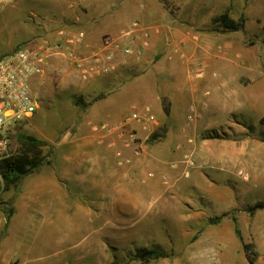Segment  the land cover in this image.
I'll list each match as a JSON object with an SVG mask.
<instances>
[{"label":"rangeland","instance_id":"1","mask_svg":"<svg viewBox=\"0 0 264 264\" xmlns=\"http://www.w3.org/2000/svg\"><path fill=\"white\" fill-rule=\"evenodd\" d=\"M2 5L0 56L36 45L60 29L84 31L92 43H98L134 19L155 27L153 45L157 39L165 47L143 71L154 73L156 79L164 58L174 61L173 56L182 52L206 54L207 71H233L242 85L254 84L257 111L245 122L230 115L225 118L223 112L236 105L230 100L209 118L202 114L206 104L196 100L188 103L197 108L193 121L186 117L187 106L177 118L169 117L164 113L165 107L170 109L168 99L157 95L158 79L151 83L145 73H137L126 81L125 73L119 72L106 78L120 79V85H105L104 78L82 82L65 60L53 58L35 81L39 109L14 126L1 157L17 153L21 135L46 143L41 164L15 187L6 188L0 182L4 216L0 264L7 260L9 264H188L187 248L199 239L206 247L199 252L206 264H264V209L249 213L256 203L264 202V0H9ZM247 8L253 11L248 14ZM224 14L242 28H224L216 21ZM187 35L191 42L183 43ZM144 104L156 117L154 128L148 127V133L133 141L105 137L100 125L113 126L131 106L141 109ZM131 127L138 130L141 125L134 122ZM87 136H95L102 148L111 141L107 147L112 153L104 151L117 165L128 160L124 152L139 157L143 149L161 153L170 147L163 165L167 185L159 174L162 201L123 219L113 205L78 194L77 219L71 226L60 216L54 199L40 193L33 200L24 197L28 187L38 190V179L45 171L54 174L55 164L62 161L60 151L65 154L70 146L75 152ZM184 155L195 163L187 177L181 174ZM172 164L178 166L172 168ZM146 179H154L153 173L148 172ZM215 218L220 219L213 222ZM243 245L250 248L245 251ZM144 249H161L166 256L143 263L136 254Z\"/></svg>","mask_w":264,"mask_h":264},{"label":"crops","instance_id":"2","mask_svg":"<svg viewBox=\"0 0 264 264\" xmlns=\"http://www.w3.org/2000/svg\"><path fill=\"white\" fill-rule=\"evenodd\" d=\"M252 9L247 8L248 14L253 11ZM182 40L183 43L191 42L188 35ZM162 44L161 40L156 39L154 45L152 42L151 47L144 50L139 63L134 64L128 61L114 72L99 79H106L104 80L106 81L104 82L105 85H111L112 82H119L120 85L122 82L120 79L106 78L119 72L125 73L123 78H126V81L131 74L137 75V73H145L143 75H146L145 78L151 83H156V79H158L156 84L157 95L168 99L170 104L169 117L177 118L182 111L181 109L186 106L188 108V103L196 100H199L200 104L201 102L206 104V108H202V114L209 118L219 114L220 109L229 104L230 100L235 101L236 105L231 111L223 112L225 118L230 115L231 119L233 118L235 121L245 122L250 119V115L257 111L252 93L254 84L242 85L238 81V74L233 71L222 69L207 71L204 68L206 54L195 51L191 53L182 52L180 55L173 56L174 61H170L172 57H166L160 65L163 66V71L157 73L156 79L154 73L143 71L146 63L151 64L152 60L164 51L165 47L163 48ZM171 44L177 46L175 40H172ZM140 64L143 68H138ZM247 74H249V81L248 79L245 81L251 82L250 72L247 71ZM96 85L101 86L99 83ZM206 91L210 93L207 98H204L203 95ZM258 96H262V94ZM145 105L149 107L148 104ZM240 131H243L245 137H248L244 127H241ZM85 138L87 139L77 144L78 149L75 152L70 146L65 154L60 151L62 161L55 164L54 174H47L45 171V174L38 179V190L28 187L24 192V197L33 200L36 194L40 193L45 195L47 199H54L60 207V216L68 219L71 226L73 225L72 221L77 219L78 194L91 202L113 205L116 214L123 219L135 216V213L142 212L152 203L162 201L159 174L165 172L163 165L167 164L166 157L171 154L172 149L170 147H166L165 151L163 150L161 153L142 148L139 157L124 152V159H128L129 162L117 165L111 159L113 156H107L105 152L112 153L111 148L106 145L102 148L96 142L95 136ZM203 145L200 148H203ZM197 164L200 168L201 165ZM148 172L153 173L154 179H146ZM198 241L187 248V253L189 252L187 254L188 264H206L203 255L199 253L206 247L204 244L202 245L200 239ZM1 261L5 260L1 259ZM7 261L5 264H9V260Z\"/></svg>","mask_w":264,"mask_h":264},{"label":"built area","instance_id":"3","mask_svg":"<svg viewBox=\"0 0 264 264\" xmlns=\"http://www.w3.org/2000/svg\"><path fill=\"white\" fill-rule=\"evenodd\" d=\"M8 1L0 0V6ZM156 31L155 27L131 19L116 34L92 43L84 31L60 29L36 45H26L0 56V160L10 144L12 128L32 118L39 109L40 99L35 81L43 75L53 58L65 60L82 82H91L107 76L128 61L139 63ZM202 104L205 105L204 102ZM197 116V108L192 103L187 108L186 117L193 121ZM134 122L140 124L141 128L133 129L131 125ZM155 126L156 117L145 105L141 109L131 106L129 113L115 125L102 124L100 129L104 130L105 137L117 136L122 139L124 136L123 140L133 141ZM107 144L112 146L111 141ZM134 153L139 155L138 151ZM180 164L184 177L188 176L189 169L195 167L188 155L183 156ZM177 166L172 164L171 167ZM149 177H152L151 173ZM168 180L167 175L161 176L164 185L168 184ZM3 220L4 216L0 212V224Z\"/></svg>","mask_w":264,"mask_h":264},{"label":"trees","instance_id":"4","mask_svg":"<svg viewBox=\"0 0 264 264\" xmlns=\"http://www.w3.org/2000/svg\"><path fill=\"white\" fill-rule=\"evenodd\" d=\"M216 21L226 29L237 31L242 28L240 23L230 20L225 14L219 16ZM164 113L165 115L169 114L168 107L164 108ZM45 144L46 143L44 141L31 136H18L17 153L13 156L5 157L0 160V175L6 188L15 187L22 180V178L31 173L41 164V148ZM256 209H264V202L256 203L253 207H251L249 210L250 215H252ZM219 219L220 218H215L213 222H217ZM249 248V245H243V249L245 251ZM165 256L166 253L161 249H144L136 254V258L143 263H148L152 260H159ZM249 262H252V260Z\"/></svg>","mask_w":264,"mask_h":264}]
</instances>
